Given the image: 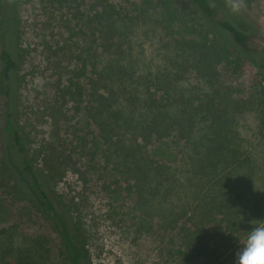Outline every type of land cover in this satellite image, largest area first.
I'll return each instance as SVG.
<instances>
[{"label":"trees","instance_id":"trees-1","mask_svg":"<svg viewBox=\"0 0 264 264\" xmlns=\"http://www.w3.org/2000/svg\"><path fill=\"white\" fill-rule=\"evenodd\" d=\"M19 1L0 0V96L7 98L0 195L13 205L29 204L51 223L67 264H91L72 206L50 190L63 180L75 151L55 147L40 167L12 106V79L24 56L12 43ZM49 2L62 12L75 62L63 97L76 114L88 100L99 128L100 151L90 153L88 135L75 137L91 168L104 175L102 190L115 199L136 197L137 234L156 227L167 264H223L257 226L249 217L264 214L261 198L248 200L244 186L231 184L246 168L254 170L241 117L255 106L264 118V88L246 99L223 79L241 75L251 53H259L244 10L233 13L229 0H128V6L126 0H94L98 10L89 17L86 0ZM138 30L157 34L161 64L136 59ZM10 246L0 245V264H30L26 255L12 256Z\"/></svg>","mask_w":264,"mask_h":264},{"label":"rangeland","instance_id":"rangeland-1","mask_svg":"<svg viewBox=\"0 0 264 264\" xmlns=\"http://www.w3.org/2000/svg\"><path fill=\"white\" fill-rule=\"evenodd\" d=\"M236 1L244 10L242 20L248 24L245 28L250 31L252 48L259 53H251L253 59L248 58L241 75L226 74L223 79L242 91L240 96L250 99L264 88V0ZM17 9L12 43L24 56L12 79V106L32 153L39 155L40 167L55 147L58 153L66 151L67 155L75 151L72 165L63 170V180L51 183L50 190L72 206L71 217L87 237L91 264H167L161 232L153 226L155 230L149 229L141 236L137 234L141 212L135 206L136 197L125 193L115 199L103 191L104 175L92 169L93 163L81 154L75 132L80 136L88 135L89 142L92 140L89 148L92 153L101 150L100 139H97L99 128L88 112V100L83 111L76 114L74 104L62 94L68 72L75 64L70 55L72 42L63 28L62 12L49 0H20ZM86 10L89 17L96 13L94 0H86ZM134 38V55L139 62L162 63L163 50L157 34L138 30ZM1 48L0 43V52ZM6 110L7 98L0 96V145L4 142ZM260 110L255 106L254 110L250 108L240 123L243 137L251 148L254 170L246 168L242 176L232 178L231 184L244 186V191L241 190L246 198H261L264 206V118ZM2 197L0 195V245L10 243L11 255H26L25 260L30 264H67L51 223L29 204L13 205ZM251 204L257 203L252 200ZM262 215H251L250 224L264 221ZM159 220L156 217L153 222L159 223ZM245 238H241V242ZM238 250L239 245L234 252L227 253L223 264H236L233 253L236 256ZM9 261L11 263L12 259Z\"/></svg>","mask_w":264,"mask_h":264},{"label":"clouds","instance_id":"clouds-1","mask_svg":"<svg viewBox=\"0 0 264 264\" xmlns=\"http://www.w3.org/2000/svg\"><path fill=\"white\" fill-rule=\"evenodd\" d=\"M233 13L240 11V4L229 0ZM254 222V221H253ZM258 222L242 242H237L239 250L236 253V264H264V221Z\"/></svg>","mask_w":264,"mask_h":264}]
</instances>
